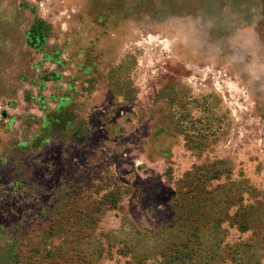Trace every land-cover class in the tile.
Instances as JSON below:
<instances>
[{"label":"rangeland","instance_id":"obj_1","mask_svg":"<svg viewBox=\"0 0 264 264\" xmlns=\"http://www.w3.org/2000/svg\"><path fill=\"white\" fill-rule=\"evenodd\" d=\"M0 264H264V0H0Z\"/></svg>","mask_w":264,"mask_h":264},{"label":"clouds","instance_id":"obj_2","mask_svg":"<svg viewBox=\"0 0 264 264\" xmlns=\"http://www.w3.org/2000/svg\"><path fill=\"white\" fill-rule=\"evenodd\" d=\"M236 42H242V46L248 47L251 45L252 40L250 37L244 36L243 34H238L233 38Z\"/></svg>","mask_w":264,"mask_h":264}]
</instances>
